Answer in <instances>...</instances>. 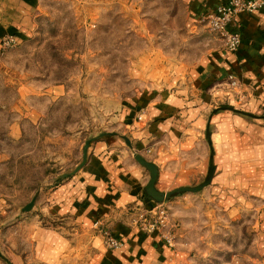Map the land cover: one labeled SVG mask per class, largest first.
<instances>
[{
  "label": "rangeland",
  "instance_id": "1",
  "mask_svg": "<svg viewBox=\"0 0 264 264\" xmlns=\"http://www.w3.org/2000/svg\"><path fill=\"white\" fill-rule=\"evenodd\" d=\"M3 2L0 264H111L115 249L105 244L101 230L111 232L116 224L132 233L122 254L126 264H165L168 246L181 250L183 264L264 260V110L243 106L239 79L235 86L228 75L209 83L194 80V72L223 45L206 17L198 18L196 0ZM147 100L162 103L172 118L138 148L132 131L157 120L147 114ZM129 106L130 122L123 114ZM184 107L193 110L185 113ZM238 118L247 125L235 124ZM88 140L86 162L101 145L97 154L123 166L113 171L138 168L144 185L150 174L134 154L152 161L158 190L196 186L213 167L211 182L152 207H145L143 189L137 200H114L98 227L82 226L76 214L49 207L51 194L86 164L69 174ZM180 140L187 142L185 151L176 147ZM153 153L159 160L149 157ZM108 188L115 197L114 182ZM33 197L31 209L22 211ZM158 205L167 212V227L146 230L142 222L154 220ZM39 228L57 231L66 249L45 259L32 238ZM149 236L156 237L154 244Z\"/></svg>",
  "mask_w": 264,
  "mask_h": 264
},
{
  "label": "crops",
  "instance_id": "2",
  "mask_svg": "<svg viewBox=\"0 0 264 264\" xmlns=\"http://www.w3.org/2000/svg\"><path fill=\"white\" fill-rule=\"evenodd\" d=\"M3 1L6 4L7 0H0V14L6 9H3ZM226 1L196 0L198 6H200V9L196 13L198 18H205L219 4ZM230 28L240 33L241 42L238 50L230 52L221 45L222 47L208 60V65H203L194 72V80L201 78L206 83H209L214 79L225 77L228 74H235L241 81L242 91L246 97V102L243 106L247 110L262 111L264 110V12L259 10L252 13H238L233 18ZM180 98L182 97L180 96ZM170 99L167 98L165 101L171 102ZM179 102L181 105L185 104L182 99ZM143 105L147 107V114L157 120L153 122L150 128L139 126L140 128L132 131L133 135H135L133 137L136 139L135 143L138 148L146 146V142H148L146 135L150 131L157 134L164 123L172 118L169 116V113L167 114L162 111L164 108L162 103H158L155 100H147L143 102ZM183 109H185V113H191L193 110L188 107H184ZM183 109H181L182 113ZM123 111V114L125 113L127 116V121L130 122L133 115L132 108L129 106L124 108ZM185 113L181 116V120L183 121L188 119L185 117ZM233 122L240 126L246 124V121L242 120V118L233 119ZM261 132L263 130H260V134ZM256 134L258 137V130ZM186 144L187 142L180 140L176 147H180L181 150L185 151L187 148ZM224 145H227V141H225ZM100 147L101 145L96 146V152H94L93 156L90 155L88 157L84 167L69 183L61 186L51 194L50 198L52 200L49 207L51 212H72L76 214L77 221L82 226L89 225L90 227L96 228L94 224L98 221L99 225H101L100 218L102 219L108 215V210L114 200L118 202L115 203L119 204L120 202L125 203V201L137 200L142 196V190L145 185L141 184L140 170L134 168L128 171H121V169L113 171L114 168L123 166L118 162L114 163L112 160H108L107 157L97 154ZM149 157L154 160H159V156L156 158L154 153ZM158 166L160 169V163H158ZM159 174L162 175L161 169ZM112 182H114L115 186L113 190L116 193L115 197L111 196V189L108 188V184ZM154 203L149 200L144 205L145 207H152ZM98 231V235L101 236L100 230ZM130 231L120 224H116L113 227L111 234L120 240V246L114 248L115 250L110 253L111 255L109 254L113 261L111 264H126V260L123 259L122 254L127 253L125 247L128 242L127 239L132 235ZM32 238L36 240V248L42 250V255L47 260L49 257H53V255L58 256L61 254L60 252L66 249L68 245L64 237L54 229L49 228H39L33 231ZM147 239L150 242L152 241L153 244L156 242L155 236H149ZM95 241L100 242V238H96ZM164 254L166 256L165 264H183V258L181 257L183 253L179 248H173L172 246L165 247Z\"/></svg>",
  "mask_w": 264,
  "mask_h": 264
},
{
  "label": "built area",
  "instance_id": "3",
  "mask_svg": "<svg viewBox=\"0 0 264 264\" xmlns=\"http://www.w3.org/2000/svg\"><path fill=\"white\" fill-rule=\"evenodd\" d=\"M259 10L264 12V0H227L219 4L212 13L207 15L206 21L209 30L220 38L224 48L230 52H235L240 46L241 36L238 31L230 28L233 18L238 13H252ZM227 78L232 86L238 84V78L235 74H228ZM139 119H141L140 116ZM153 213L154 220L146 223L144 219L142 222L143 227L146 230L165 229L168 224L166 210L161 205H158ZM94 225L95 227L99 226V222L97 221ZM101 234L107 246L111 248L120 246V241L107 229H102ZM166 239L168 244L172 245V239L168 236H166ZM251 264H264V260Z\"/></svg>",
  "mask_w": 264,
  "mask_h": 264
},
{
  "label": "water",
  "instance_id": "4",
  "mask_svg": "<svg viewBox=\"0 0 264 264\" xmlns=\"http://www.w3.org/2000/svg\"><path fill=\"white\" fill-rule=\"evenodd\" d=\"M229 109H231V110H233L235 112L239 111V110H237L235 108H232V107H229ZM105 134H109V133H105ZM101 135H104V134H100L99 136H101ZM99 136H97V137H99ZM207 136H208L209 144H211L210 132H209L208 129H207ZM97 137H94L92 139H96ZM123 138L125 139V141L128 144H130V142H129L127 137L123 136ZM89 142H90V140L86 141L84 146H83L82 159H81L80 164L78 166H76V168L69 174L75 173L86 162L87 149H88ZM134 158L141 166L145 167L149 171L150 177H149L148 182L144 186V192H145V194H146V196H147V198L149 200H152V201H154L156 203H161L164 200H168L171 197H173V196H175L177 194H180V193L195 192V191H198V190L202 189L203 187H205L206 185H208L211 182V178H212L213 170H214V168L211 167L209 169L208 174L205 177L204 181L202 183L196 185V186H180V187L174 188L172 190H169L167 192H164V191L158 190L156 188V181H157V178H158V167L152 161L147 160L146 158H144L140 154L135 153L134 154ZM67 175L68 174H63L62 177H65ZM34 200H35V197H33V199L22 208V211L30 210L32 205H33V203H34Z\"/></svg>",
  "mask_w": 264,
  "mask_h": 264
}]
</instances>
